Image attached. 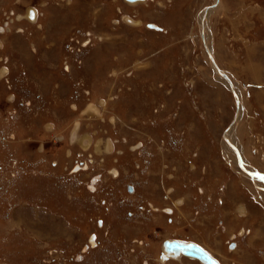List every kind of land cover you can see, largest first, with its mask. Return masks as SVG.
Returning a JSON list of instances; mask_svg holds the SVG:
<instances>
[{
    "label": "rangeland",
    "instance_id": "rangeland-1",
    "mask_svg": "<svg viewBox=\"0 0 264 264\" xmlns=\"http://www.w3.org/2000/svg\"><path fill=\"white\" fill-rule=\"evenodd\" d=\"M4 71L0 264H264V0H0Z\"/></svg>",
    "mask_w": 264,
    "mask_h": 264
},
{
    "label": "water",
    "instance_id": "water-1",
    "mask_svg": "<svg viewBox=\"0 0 264 264\" xmlns=\"http://www.w3.org/2000/svg\"><path fill=\"white\" fill-rule=\"evenodd\" d=\"M127 2H135V1H142V0H126ZM155 30L158 28L156 27H150ZM220 76H224L221 74ZM226 76H224L225 78ZM236 106L238 107V102L236 101ZM241 166V165H240ZM241 169L243 170L242 166ZM247 175L254 178H264V174L261 173H249L246 172ZM130 190V188H129ZM164 254L168 256H172L174 258H177L180 254L186 255L190 258L199 260L202 264H217L213 259H211L202 249L195 246L194 244H182L174 241H169L164 244ZM165 257V256H164ZM167 259V257H165Z\"/></svg>",
    "mask_w": 264,
    "mask_h": 264
},
{
    "label": "bare ground",
    "instance_id": "bare-ground-1",
    "mask_svg": "<svg viewBox=\"0 0 264 264\" xmlns=\"http://www.w3.org/2000/svg\"><path fill=\"white\" fill-rule=\"evenodd\" d=\"M146 0H144V1H135V2H127V3H129V4H132V5H136V3H139V2H145ZM210 8H208V9H206L205 11H207V10H209ZM204 18H206L205 16H203ZM201 22V21H200ZM203 23H204V21H203ZM137 24V23H136ZM155 26V25H154ZM204 27V26H203ZM153 29V28H152ZM204 29H205V27H204ZM153 30H155V29H153ZM208 46L206 45V48H207ZM207 50H208V53H209V56H210V59H211V61H212V64H213V66H214V68H215V70H216V72L219 74V75H221V74H223L224 76H226L225 78H224V76H220V77H222L226 82H227V85L230 87V89L232 90V92L234 93V95H235V99H236V101L238 102V114H237V119L238 120H236V124H237V122L239 121V119L241 118V113L239 112V111H241L240 109H239V106H241L240 105V99H239V97H238V95H237V93L235 92V90H234V85H233V83H232V81H231V79H230V77L225 73V72H222L219 68H218V65H217V63H216V61H215V59L213 58V51L212 50H210V48L208 47L207 48ZM7 75V72L6 71H4V72H2L1 74H0V78L2 77V76H6ZM90 110H91V112L94 114V113H96V111H95V109L93 108V107H90ZM233 124L234 126L233 127H235V125L236 124ZM233 127H232V130L230 131L231 132V134H228V136H227V145H226V148H225V151H226V153H227V155L231 158V154L234 152V153H236L235 152V150L237 151V154H238V156L242 159V154H241V152L239 151V149L236 147L237 146V144L235 145V143H234V136H233V134L232 133H234V130H233ZM231 138H232V140H231ZM109 146H110V144H109ZM240 159V162H239V166L241 165L242 166V168H243V171L246 173V172H249V173H251V174H253L252 172H250V171H248V170H246V166H245V164H244V162H243V160H241ZM241 166H240V168H241ZM247 174V173H246ZM264 179V178H263ZM168 256V255H167ZM180 257V256H179ZM179 257H177L176 259H178ZM168 258H174V257H172V256H168ZM175 259V258H174Z\"/></svg>",
    "mask_w": 264,
    "mask_h": 264
},
{
    "label": "flooded vegetation",
    "instance_id": "flooded-vegetation-1",
    "mask_svg": "<svg viewBox=\"0 0 264 264\" xmlns=\"http://www.w3.org/2000/svg\"><path fill=\"white\" fill-rule=\"evenodd\" d=\"M106 148H107V151L108 152H110V150H112L111 145L109 146L108 143L106 145ZM113 174L114 175H117V172L114 171ZM152 209H153V211H155L153 207H152ZM165 211H167V210H165ZM171 241H177V240H171ZM178 242H180V241H178ZM90 243L92 244V247H94V245H96L94 241L92 242V240H91ZM205 250L208 251L207 249H205ZM164 256L167 257V259ZM217 261H218L219 264H223L221 261H219V260H217ZM173 262H179L180 264H185V263L186 264H202L201 262H199L198 260L193 259V258H188V257L180 256L178 259H176V258L174 259V258H168V256L165 255V254L163 256H161V260H159V263L160 264H169V263L173 264Z\"/></svg>",
    "mask_w": 264,
    "mask_h": 264
},
{
    "label": "crops",
    "instance_id": "crops-1",
    "mask_svg": "<svg viewBox=\"0 0 264 264\" xmlns=\"http://www.w3.org/2000/svg\"><path fill=\"white\" fill-rule=\"evenodd\" d=\"M252 68H254V67H252ZM252 68H250V73L252 74L253 73V75H257V73H258V70L256 69V70H254V69H252ZM233 83V82H232ZM234 85V84H233ZM235 87V86H234Z\"/></svg>",
    "mask_w": 264,
    "mask_h": 264
},
{
    "label": "snow or ice",
    "instance_id": "snow-or-ice-1",
    "mask_svg": "<svg viewBox=\"0 0 264 264\" xmlns=\"http://www.w3.org/2000/svg\"><path fill=\"white\" fill-rule=\"evenodd\" d=\"M33 18H35V13H33Z\"/></svg>",
    "mask_w": 264,
    "mask_h": 264
}]
</instances>
